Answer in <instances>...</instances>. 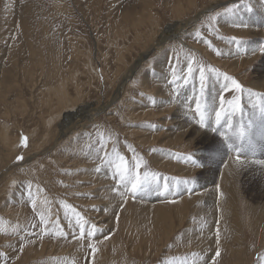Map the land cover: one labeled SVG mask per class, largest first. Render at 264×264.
<instances>
[{
    "label": "rangeland",
    "instance_id": "1",
    "mask_svg": "<svg viewBox=\"0 0 264 264\" xmlns=\"http://www.w3.org/2000/svg\"><path fill=\"white\" fill-rule=\"evenodd\" d=\"M262 46L264 0H0V264H212L217 247L215 264H264ZM221 95L228 135L240 98L239 154L211 131L214 111L208 128L194 118L197 98L215 110ZM120 155L174 194L120 197Z\"/></svg>",
    "mask_w": 264,
    "mask_h": 264
},
{
    "label": "snow or ice",
    "instance_id": "2",
    "mask_svg": "<svg viewBox=\"0 0 264 264\" xmlns=\"http://www.w3.org/2000/svg\"><path fill=\"white\" fill-rule=\"evenodd\" d=\"M237 8L236 4H232L230 7L225 9V13L226 14H231L233 12L234 9ZM248 11H251V8H248ZM221 15V13H216V15H213L210 17V22L211 21H215L217 19V17ZM197 35H199V33H197ZM231 41L235 42L237 45L238 50L242 47L243 42L238 40L236 37H232ZM256 49H253V53H255ZM261 51L264 52V46L261 47ZM220 53L217 52V55H219ZM195 69L192 66V62L189 61L188 66H187V74L188 76H191L194 73ZM209 71H216L215 69H209ZM217 75H221L220 73H217ZM223 78L225 81H230L231 83V87L234 88L236 91H241L242 90V85L233 77L228 76L227 74H222ZM177 79V75L176 72L173 70L172 72V81H176ZM199 79H200V84H201V91H200V96L202 97L204 95V85H205V80H206V76H205V68L203 66H201L199 68ZM184 83H188V79L185 77L184 78ZM229 87L228 84L224 85L225 90H227ZM175 92V89L173 90ZM141 95H143V93H141ZM191 99V98H190ZM227 104L230 106L231 110H232V114L228 115L227 120H226V127L229 130H233L231 131V135L226 134V132L224 131H219L218 129L222 126V120L224 119L225 115H226V110H225V100L223 95H221L220 97V107L218 109H213L212 105L209 104L206 100H201L200 98H197L195 100V116L194 118L196 119V124L199 128H208L210 127L209 125V117L212 115L213 111L215 114V120H214V125L215 127H211V131L213 133H217L219 134V136L221 138H223V140L226 142V146L229 149V151H236L237 154H239L242 151V148L240 146H238L237 144L232 142V139L235 138L238 141H243L245 138V130H244V126L243 124H240L238 127L236 125H234L233 123V116L235 113L240 112L241 111V103H240V98L239 97H234L232 100L227 101ZM253 107H256L255 105ZM259 111L261 113V115H264V105H261L259 108ZM251 126V122H249V127ZM150 127H152V125H150ZM26 141L27 138L26 137H22L21 138V144L23 146H26ZM214 146V141L209 140L206 144H205V148L207 149H212ZM113 151L115 152V149H113ZM18 161L22 160L23 157L22 156H18L16 158ZM119 161L121 163H116L115 164V171L113 173V178L116 179V183H117V187L115 189H113V191H116L120 197L124 198L126 200V198L130 195L133 198L136 197V195L139 192H147L149 190H153L157 193V195H165L167 194H174L173 191H171L169 189V186L167 183H165L163 185V187H161V184L159 182L160 177L158 176V174L156 173H149L147 171H145L142 175L139 172V169L142 166V158L138 159L135 156L133 157V159L135 160V169L136 171L133 172L132 169L128 168L125 166L124 161L125 158L124 156L120 155L118 157ZM186 159L194 166L196 167H202L201 161L199 158L194 157L193 155L189 154ZM106 163H111V161H106ZM264 163V162H262ZM96 171L99 172L100 168L97 167ZM182 183H184L185 185H187L188 183H192L193 185L195 184V180L189 182V181H183ZM122 189V190H121ZM175 191H179V188L177 187L175 189ZM189 191H191V189H189ZM175 202V201H173ZM34 203V202H33ZM79 215V214H77ZM83 218H78L76 220V225L79 227L80 231H79V236L81 238H85V239H90L95 237V235L97 234V226L95 224L91 225V229L88 231H85V223L86 222H82ZM117 219H118V214H117ZM40 221L42 224H46L47 221L45 220L44 216L41 214L40 215ZM39 235V234H36ZM75 235V233H74ZM107 238V237H105ZM217 242L218 239H217ZM88 248L91 250V253H95L97 251L96 247L92 244L89 243L88 244ZM22 250V248H21ZM220 256V249L219 247H217L216 251H215V257H219ZM215 257L212 260V264H215ZM87 264V261H86ZM205 264H207V262H205Z\"/></svg>",
    "mask_w": 264,
    "mask_h": 264
},
{
    "label": "bare ground",
    "instance_id": "3",
    "mask_svg": "<svg viewBox=\"0 0 264 264\" xmlns=\"http://www.w3.org/2000/svg\"><path fill=\"white\" fill-rule=\"evenodd\" d=\"M186 23V22H185ZM194 23V19L193 20H188L187 21V26H190V25H192ZM186 26V25H185ZM176 29L177 28H175V27H173V26H171L168 30H167V32H169L170 34H179L177 31H176ZM175 31V32H174ZM169 34V35H170ZM177 37V36H176ZM162 41V40H161ZM160 41V42H161ZM159 42V43H160ZM147 55V54H146ZM134 68V67H133ZM131 71V70H130ZM129 71V72H130ZM92 109H94V108H87V110L84 112L85 114H82L83 116H86V115H90V114H93L92 113ZM91 116V115H90ZM78 122V121H77ZM75 123V122H74ZM79 125V124H78ZM73 127V126H72ZM75 128V127H74ZM72 129V128H71ZM70 131V130H69ZM212 137V136H211ZM245 166V165H244ZM228 169V170H227ZM227 169H225V170H227L228 171V174H229V172L232 170L231 169V167H228ZM231 169V170H230ZM224 170V169H223ZM234 171V170H233ZM226 173V172H225ZM219 174V173H218ZM227 174V175H228ZM231 174V173H230ZM232 175V174H231ZM227 178V177H226ZM226 178L224 179V180H226ZM236 179V178H235ZM235 181V180H234ZM228 182V181H227ZM231 182V181H230ZM230 184V183H229ZM226 188V187H225ZM228 193V192H227ZM214 195V194H213ZM263 207V206H262ZM257 214H258V216H260V218L262 219L261 220V222H264V207L263 208H258V210L257 211H255ZM254 212V213H255Z\"/></svg>",
    "mask_w": 264,
    "mask_h": 264
}]
</instances>
